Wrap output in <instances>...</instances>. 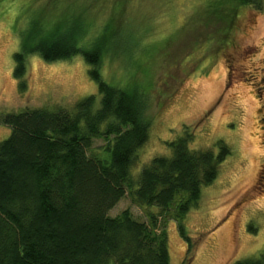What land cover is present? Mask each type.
I'll list each match as a JSON object with an SVG mask.
<instances>
[{"label":"rangeland","instance_id":"rangeland-1","mask_svg":"<svg viewBox=\"0 0 264 264\" xmlns=\"http://www.w3.org/2000/svg\"><path fill=\"white\" fill-rule=\"evenodd\" d=\"M233 31L238 52L229 56ZM53 32H74L84 47L101 35L103 78L142 97L149 137L130 168L134 181L154 156L173 154L169 140L187 133L192 149L217 153L218 141L230 148L197 205L180 220L158 217L171 264L258 257L264 250V0L261 8L242 0H0V115L71 110L98 94L82 52L46 60L35 48ZM18 51L26 60L24 88L14 75ZM10 132L0 122V141ZM112 139L95 138L87 154L109 157ZM126 208L146 222L150 211L160 212L126 194L108 214ZM179 223L192 237L191 254Z\"/></svg>","mask_w":264,"mask_h":264},{"label":"trees","instance_id":"trees-1","mask_svg":"<svg viewBox=\"0 0 264 264\" xmlns=\"http://www.w3.org/2000/svg\"><path fill=\"white\" fill-rule=\"evenodd\" d=\"M242 1L262 7V0ZM91 43L80 45L74 32H53L35 48L46 60L82 52L98 94L77 101L71 110L29 108L0 115L11 128L0 141V264H171L167 232L158 229V217L180 220L230 154L223 141L217 153L192 149L190 132L169 140L173 154L154 156L134 181L130 168L149 137L143 99L103 78L101 35ZM14 58V75L23 79L24 88V52ZM111 135L109 157L87 154L95 138ZM126 194L160 212L150 211L149 222L129 208L110 216L109 209ZM178 226L191 254L192 237ZM232 264H264V250Z\"/></svg>","mask_w":264,"mask_h":264},{"label":"flooded vegetation","instance_id":"flooded-vegetation-1","mask_svg":"<svg viewBox=\"0 0 264 264\" xmlns=\"http://www.w3.org/2000/svg\"><path fill=\"white\" fill-rule=\"evenodd\" d=\"M235 28V27H234ZM231 42L229 43V46H228V44H227V46H228V48H227V51L225 52V53H227L229 56L232 54V52L234 53V52H238V50H237V43L234 41V31H233V33H231ZM229 39V38H228ZM227 54H225V55H227ZM258 60V59H257ZM228 72H229V68H228ZM230 80L231 78H230V74H229V76L227 77V80ZM228 80V81H229ZM230 83H231V81H229ZM263 87H264V85H263ZM263 102H264V100H262ZM260 105V104H259ZM260 107H264V105L262 104V105H260ZM264 168V167H263ZM264 170V169H263Z\"/></svg>","mask_w":264,"mask_h":264}]
</instances>
